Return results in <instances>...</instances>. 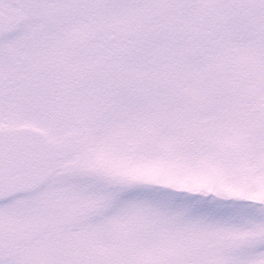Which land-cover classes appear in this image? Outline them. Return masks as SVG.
<instances>
[{"label": "snow or ice", "instance_id": "1", "mask_svg": "<svg viewBox=\"0 0 264 264\" xmlns=\"http://www.w3.org/2000/svg\"><path fill=\"white\" fill-rule=\"evenodd\" d=\"M0 264H264V0H0Z\"/></svg>", "mask_w": 264, "mask_h": 264}]
</instances>
